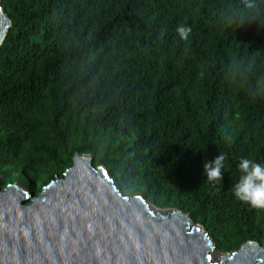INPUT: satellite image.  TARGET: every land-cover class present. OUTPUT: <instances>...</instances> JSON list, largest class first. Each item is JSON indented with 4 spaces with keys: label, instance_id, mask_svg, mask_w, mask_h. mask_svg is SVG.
Returning a JSON list of instances; mask_svg holds the SVG:
<instances>
[{
    "label": "trees",
    "instance_id": "obj_1",
    "mask_svg": "<svg viewBox=\"0 0 264 264\" xmlns=\"http://www.w3.org/2000/svg\"><path fill=\"white\" fill-rule=\"evenodd\" d=\"M0 4L1 188L37 194L87 155L124 193L188 214L217 252L264 240V210L232 191L242 159L264 164V0ZM220 153L222 187L202 168Z\"/></svg>",
    "mask_w": 264,
    "mask_h": 264
},
{
    "label": "water",
    "instance_id": "obj_2",
    "mask_svg": "<svg viewBox=\"0 0 264 264\" xmlns=\"http://www.w3.org/2000/svg\"><path fill=\"white\" fill-rule=\"evenodd\" d=\"M11 24L0 4V44ZM0 264H264V240L217 252L188 214L124 193L76 155L37 194L0 186Z\"/></svg>",
    "mask_w": 264,
    "mask_h": 264
},
{
    "label": "clouds",
    "instance_id": "obj_3",
    "mask_svg": "<svg viewBox=\"0 0 264 264\" xmlns=\"http://www.w3.org/2000/svg\"><path fill=\"white\" fill-rule=\"evenodd\" d=\"M246 7L251 8L253 5L247 4ZM175 32L182 42L190 43L191 27L179 24ZM226 160V155L220 153L213 160L203 162V175L208 182H216L222 187V170ZM238 169L240 176L232 189L235 199L253 209L264 210V164L245 158L240 161Z\"/></svg>",
    "mask_w": 264,
    "mask_h": 264
},
{
    "label": "rangeland",
    "instance_id": "obj_4",
    "mask_svg": "<svg viewBox=\"0 0 264 264\" xmlns=\"http://www.w3.org/2000/svg\"><path fill=\"white\" fill-rule=\"evenodd\" d=\"M1 182H2V179L0 178V184H1ZM1 186V185H0Z\"/></svg>",
    "mask_w": 264,
    "mask_h": 264
}]
</instances>
